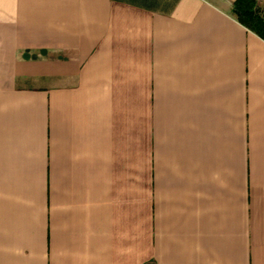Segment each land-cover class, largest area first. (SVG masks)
<instances>
[{
	"label": "crops",
	"instance_id": "crops-1",
	"mask_svg": "<svg viewBox=\"0 0 264 264\" xmlns=\"http://www.w3.org/2000/svg\"><path fill=\"white\" fill-rule=\"evenodd\" d=\"M234 1L0 0V264H264Z\"/></svg>",
	"mask_w": 264,
	"mask_h": 264
},
{
	"label": "trees",
	"instance_id": "trees-1",
	"mask_svg": "<svg viewBox=\"0 0 264 264\" xmlns=\"http://www.w3.org/2000/svg\"><path fill=\"white\" fill-rule=\"evenodd\" d=\"M233 11L238 21L264 39V16L254 0H235Z\"/></svg>",
	"mask_w": 264,
	"mask_h": 264
}]
</instances>
